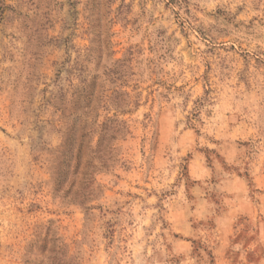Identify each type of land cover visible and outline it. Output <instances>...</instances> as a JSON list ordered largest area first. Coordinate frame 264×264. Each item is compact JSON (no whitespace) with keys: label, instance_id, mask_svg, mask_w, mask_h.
Returning <instances> with one entry per match:
<instances>
[{"label":"rangeland","instance_id":"1","mask_svg":"<svg viewBox=\"0 0 264 264\" xmlns=\"http://www.w3.org/2000/svg\"><path fill=\"white\" fill-rule=\"evenodd\" d=\"M0 264H264V0H0Z\"/></svg>","mask_w":264,"mask_h":264}]
</instances>
